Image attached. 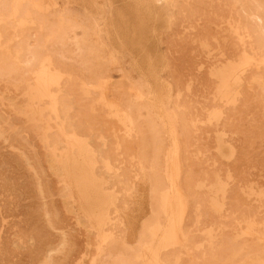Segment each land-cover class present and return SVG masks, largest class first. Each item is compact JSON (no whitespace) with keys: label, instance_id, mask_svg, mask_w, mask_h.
Returning <instances> with one entry per match:
<instances>
[{"label":"rangeland","instance_id":"374dc122","mask_svg":"<svg viewBox=\"0 0 264 264\" xmlns=\"http://www.w3.org/2000/svg\"><path fill=\"white\" fill-rule=\"evenodd\" d=\"M248 1L0 0V264H264Z\"/></svg>","mask_w":264,"mask_h":264},{"label":"bare ground","instance_id":"6f19581e","mask_svg":"<svg viewBox=\"0 0 264 264\" xmlns=\"http://www.w3.org/2000/svg\"><path fill=\"white\" fill-rule=\"evenodd\" d=\"M19 1H20V0H19ZM31 1H32V0H31ZM164 1H165V0H164ZM239 1H240V0H239ZM235 2H236V1H235ZM241 2H242V1H241ZM241 2H240V3H241ZM248 2H249V1H248ZM251 2H252V3H251ZM20 3H21V2H20ZM20 3H19V4H20ZM249 3H251V4H248V6H249V5H251V6H250L249 8L246 7L247 9H246V8H245V9L243 8V10H244V13H246L248 16L253 17V18H251V21H252V23H254V24H253L254 26H252V28L250 29V25H249L250 23H249V24H248V25H249V29H248V31H247V28H246V31H245V32L248 33V35H249V34L252 35L251 32L254 34L255 32L261 31L260 34H261L262 36L259 35V33H258V34L255 33L254 35H256L257 37H262V39H263L262 43H263V42H264V37H263V36H264V0H253V1L250 0ZM1 4H2V2L0 3V5H1ZM241 4H242V3H241ZM241 4H240V5H241ZM34 5H35V4H34ZM54 5H55V3H54ZM238 5H239V4H238ZM242 5H244V4H242ZM23 6H24V5H23ZM23 6L20 7V8H18V6H17V7H15V8H16V9L18 8L17 10H19V9H21V8L23 9ZM3 7H4V6H3ZM38 7H39V6H38ZM238 7H239V6H238ZM0 8H1V7H0ZM5 8H6V7H5ZM5 8H4V10H5ZM239 8H240V7H239ZM13 9H14V8H13ZM24 9H25V8H24ZM37 9H38V8H37ZM2 10H3V8H1V11H2ZM19 11H20V10H19ZM23 11H24V10H23ZM241 11H242V10H241ZM17 12H18V11H17ZM20 12H21V11H20ZM24 12L26 13V10H25ZM242 12H243V11H242ZM5 13H7V12L5 11ZM18 13H19V12H18ZM18 13H17V14H18ZM21 13L24 14L23 12H21ZM21 13H20V14H21ZM240 13H241V12H240ZM81 14H82V13H81ZM241 14H242V13H241ZM3 15H4V11H3ZM32 15H33V13H32ZM71 15H73V14H71ZM75 15H76V14H75ZM78 15H79V14H78ZM242 15H243V14H242ZM247 15H245V16H247ZM251 15H252V16H251ZM1 16H2V15H1ZM6 16H7V15H6ZM56 16H57V15H56ZM66 16H67V15H66ZM69 16H70V15H69ZM254 16H255V17H254ZM18 17H20V16H18ZM18 17H17V18H18ZM64 17H65V16H64ZM78 17H79V16H78ZM78 17H77V18H78ZM65 18H66V17H65ZM65 18H63V19L65 20ZM71 18H72V17H71ZM247 18H249V17H247ZM59 19H60V18H59ZM63 19H62V20H63ZM245 19H246V18H245ZM37 20H38V19H37ZM37 20H35V21H37ZM41 20H42V19H41ZM43 20H44V19H43ZM43 20H42V21H43ZM45 20H46V19H45ZM80 20H81V19H80ZM19 21H20V20H19ZM38 21L40 22V20H38ZM246 21H248V20H246ZM60 22H61V20H60ZM68 22H71V21L69 20ZM75 22H76V21H75ZM78 22H79V21H78ZM80 22H81V21H80ZM83 22H84V21H83ZM85 22H86V21H85ZM85 22H84L83 25H85ZM238 22H239V20H238ZM37 23H38V22H37ZM44 23H46V22H43V23H40V24H44ZM62 23H63V22H62ZM65 23H67V21H66ZM73 23H74V22H73ZM243 23H244V22H243ZM6 24H7V23H6ZM35 24H36V23H35ZM38 24H39V23H38ZM86 24H87V23H86ZM9 25H10V24H9ZM9 25H8V26H9ZM46 25H47V24H46ZM64 25H65V24H64ZM64 25H63V26H64ZM81 25H82V24H81ZM83 25H82V26H83ZM241 25H242V24H240L239 29L242 28ZM244 25H245V24H243V26H244ZM246 25H247V24H246ZM3 26H4V25H3ZM3 26H2V27H3ZM38 26H39V25H38ZM87 26H88V25L84 26L85 29L87 28ZM4 27H5V26H4ZM46 27H47V26H46ZM46 27H44V28H46ZM68 27H69V26H68ZM247 27H248V26H247ZM9 28H10V27H9ZM36 28H38V27L36 26ZM44 28H43V29H44ZM4 29H5V28H4ZM73 29H74V27H73ZM11 30H12V29H11ZM45 30H48V29L46 28ZM45 30H43V31H45ZM234 30H235V29H234ZM240 30H241V29H240ZM240 30H239V31H240ZM235 31H236V30H235ZM40 32H41V31H40ZM40 32H39V33H40ZM83 32H84V30H83ZM236 32H237V31H236ZM242 32H243V28H242ZM242 32H240L239 34L241 35ZM8 33H9V32H7V35H8ZM42 33H43V32H42ZM42 33H41V34H42ZM1 34H2V33H0V35H1ZM46 34H47V33H46ZM50 34H51V33H50ZM57 34H58V33H57ZM48 35H49V33H48ZM236 35H237V34H236ZM44 36H45V34H44ZM60 36H61V35H60ZM5 37H6V35H5ZM5 37H4V38H5ZM46 37H47V36H46ZM48 37H49V36H48ZM62 37H63V36H62ZM241 37H242V35H241ZM241 37H240V38H241ZM245 37H246V36H245ZM253 37L255 38V36H253ZM253 37L251 36L252 39H253ZM7 38H8V37H7ZM51 38H52V37H51ZM53 38H54V36H53ZM57 39L60 40L59 36H58ZM252 39H251V41H252ZM256 39H257V38H256ZM259 39H260V38H259ZM259 39H258V40H259ZM3 40H4V39H3ZM61 40H62V39H61ZM61 40H60V42H61ZM242 40H243V39H242ZM254 40H255V39H253V42H252L253 44L255 43ZM258 40H256V43H255V44H257V41H258ZM48 41H50V40H48ZM249 41H250V40H249ZM260 41H261V40H260ZM0 42H1V41H0ZM62 42H63V41H62ZM60 44L64 45L63 43H60ZM260 44H261V42H260ZM263 45H264V43H263ZM41 46H43V45H41ZM58 46H59V45H58ZM2 47H3V46H2ZM2 47H1V48H2ZM63 47H64V46H63ZM261 47H262V46H261ZM5 48H6V47H5ZM22 48H23V47H22V45H21V49H22ZM38 48H39V50H40V45L38 46ZM42 48H43V47H42ZM42 48H41V49H42ZM7 49H8V47H7ZM7 49H6V52L9 50V49H8V50H7ZM19 49H20V48H19ZM21 49H20V50H21ZM257 49H258V48H257ZM260 49H261V48H260ZM23 50H25V49L23 48ZM37 51H38V50H37ZM37 51H35V52H37ZM46 51H47V50H46ZM251 51H252V50H251ZM18 52H19V51H18ZM25 52L27 53V51H25ZM25 52H24V53H25ZM38 52H39V51H38ZM8 53L10 54V52H8ZM26 53H25V54H26ZM28 53H29V51H28ZM28 53H27V54H28ZM54 53H55V52H54ZM2 54H3V53H2ZM25 54H24V55H25ZM30 54H31V52H30ZM32 54H33V53H32ZM37 54H38V53H37ZM40 54H41V52H40ZM43 54H44V52H43ZM57 54H58V52H57ZM263 54H264V53H263ZM35 55H36V54H35ZM35 55H33V56H35ZM44 55H45V54H44ZM2 56H3V55H2ZM17 56H18V55H17ZM17 56H16V58H17ZM25 56H26V55H25ZM25 56L22 57V58L24 59ZM38 56H40V55H37V57H38ZM51 56H52V55H51ZM53 56L56 57V53H55V55L53 54ZM61 56H62V55H61ZM63 56H65V55H63ZM63 56H62V57H63ZM254 56H255V55H254ZM6 57H8V56H6ZM19 57L21 58V56H19ZM57 57H58V56H57ZM59 57H60V55H59ZM59 57H58V58H59ZM4 58H5V57H4ZM31 58H32V57H31ZM34 58H35V57H34ZM34 58H32V59H34ZM39 58H40V57H39ZM48 58H50V57H48ZM53 58H54V57H53ZM5 59H6V58H5ZM5 59H1V60H5ZM14 59H15V58H14ZM35 59H37V58H35ZM35 59H34L33 61H36ZM7 60H8V59H7ZM9 60H10V59H9ZM29 60H30V59H29ZM29 60H28V61H29ZM16 61H17V59H16ZM25 61H27V60H25ZM31 61H32V60H31ZM31 61H30V62H31ZM37 61H38V59H37ZM50 61H51V60H50ZM50 61H49V62H50ZM56 61H58V60H56ZM1 62H2V61H1ZM5 62H6V61H5ZM7 62H8V61H7ZM18 62H19V61H18ZM30 62H29V63H30ZM40 62H41V61H40ZM82 62H85V61H82ZM82 62H81V63H82ZM2 63H3V62H2ZM20 63H21V62H20ZM27 63H28V62H27ZM27 63H26V64H27ZM0 64H1V63H0ZM4 64L7 65L6 63H4ZM8 64H9V62H8ZM33 64H35V63L33 62ZM33 64H32V65H33ZM47 64H48V62H47ZM42 65H44V64H42ZM45 65H46V64H45ZM52 65H53V64H52ZM57 65H58V64H57ZM57 65H56V67H57ZM62 65H63V64H62ZM82 65H83V64H82ZM29 66H30V64H29ZM58 66H59V65H58ZM60 66H61V65H60ZM60 66H59V67H60ZM6 67H7V66H6ZM37 67H38V66H37ZM39 67H40V66H39ZM54 67H55V65H54ZM56 67H55V69H56ZM61 67H62V66H61ZM47 68H48V67H47ZM36 69H38V68H36ZM36 69H35V70H36ZM50 69H51V68H50ZM61 69H62V68H61ZM0 70H2V68H1ZM6 70H7V69H6ZM62 71H64V69H63ZM0 72H1V71H0ZM33 72H34V71H33ZM34 73H35V72H34ZM47 73H48V72H47ZM64 73H65V72H64ZM30 74H31V73H30ZM99 75H100V74H99ZM99 75H98V76H99ZM102 76H103V75H102ZM53 77H54V76H53ZM60 77H61V76H60ZM64 77H65V76H64ZM99 77H100V76H99ZM105 78H106V77H105ZM61 79H62V78H61ZM61 79H60V80H61ZM97 79H98V78H96V80H97ZM44 80H45V79H44ZM49 80H51V79H49ZM58 80H59V79H58ZM58 80H57V81H58ZM128 80H129V79H128ZM42 81H43V80H42ZM47 81H48V80H47ZM44 83H45V82H44ZM94 83H95V82H94ZM90 84H92V83H90ZM108 84H109V83H108ZM108 84H107V85H108ZM110 84H111V83H110ZM133 84H134V83H133ZM56 85H57V84H56ZM60 85H61V84H60ZM85 86H86V83H85ZM92 86H94V85H92ZM102 86H103V84H102ZM113 86H115L114 83H113ZM125 86H126V85H125ZM125 86H124V87H125ZM127 86H128V85H127ZM108 87H109V85H108ZM110 87H111V86H110ZM115 87H116V86H115ZM106 88H107V86H106ZM116 88H117V87H116ZM136 88H137V87H136ZM46 89H47V88H46ZM50 89H51V87H50ZM93 89H94V87H93ZM97 89H98V87H97ZM117 89H118V88H117ZM125 89H126V88H125ZM129 89H130V88H129ZM110 90H111V89H109V90L107 89V91H110ZM112 90H113V89H112ZM120 90H121V89H120ZM130 90H131V89H130ZM139 90L141 91V89H139ZM66 92H67V91H66ZM98 92H102V91H98ZM112 92H113V94H115V95L117 94V93H116V92H117L116 90H115V92H114V90H113ZM119 92H120V91H119ZM132 92H133V91H132ZM104 93H105V92H104ZM110 93H111V92H110ZM49 94H50V93H49ZM54 94H55V93H54ZM105 94H106V93H105ZM113 94H112V95L110 94V97H111V96H114ZM120 94H123V95H124V93H120ZM128 94H129V92H128ZM135 94H136V93H135ZM52 95H53V94H52ZM108 95H109V93L107 94V96H108ZM139 95H140V94H139ZM53 96H55V95H53ZM119 96H121V95H119ZM128 96H129V95H128ZM128 96L125 95V99H126V97H128ZM140 96H141V95H140ZM57 97H58V96H57ZM131 97H133V96L131 95ZM53 98H55V97H53ZM53 98H51V99H53ZM103 98H104V97H103ZM108 98H109V96H108ZM113 98H114V100H113ZM113 98L111 97V99L113 100V103H114L115 105H117V106H119V107L122 106V108H124V109L130 111L131 120L133 121V122H132V123H133L132 126H133V129L135 130L136 128H134V126H135L137 123L139 124V122H140L139 120H142V119L139 118L140 116L138 115V114H141V113H140L141 111H140V109H139L141 106L138 108L139 111H140V112L138 113V112H137V109H136V106H134V105H137V104H136L134 101H133V103H135L134 105H132V106H127V104H126L127 102L125 103V101H126L127 99H126V100H125V99H124V100H123V99H120V97H118V95L116 96V98H115V96H114ZM123 98H124V97H123ZM58 99H59V98H58ZM105 99H106V97H105ZM103 100H104V99H103ZM109 100H110V98H109ZM128 100H129V99H128ZM131 100H133V99H130V102H129V103L132 102ZM106 101H107V100H106ZM99 102H100V101H99ZM106 103H107V102H106ZM111 103H112V101H111ZM137 103H138V102H137ZM131 104H132V103H131ZM141 104H142V103H141ZM56 105H57V104H56ZM115 105H114V106H115ZM54 106H55V105H54ZM143 107H144V106H142L141 109H143ZM145 107H146V106H145ZM58 108H59V106H58ZM105 109H106V108H105ZM167 109H169V108H167ZM58 110H60V109H58ZM119 110H120V109H119ZM121 110H122V109H121ZM172 110H173V109H172ZM107 111H108V110H107ZM122 111H123V110H122ZM60 112H61V110H60ZM63 112H64V111H63ZM63 112H62V113H63ZM112 112H113V111H112ZM168 113H169V112H168ZM60 114H61V113H60ZM61 115H62V114H61ZM119 116H120V115H119ZM143 117H144V116H143ZM175 117H176V116H175ZM141 118H142V116H141ZM66 120H67V119H66ZM147 120L149 121V119H147ZM149 122H150V121H149ZM140 123H141V122H140ZM65 124H66V122H65ZM150 124H151V123H150ZM150 124H149V125H150ZM58 125H59V124H58ZM146 125H147V124H146ZM68 126H69V125H68ZM68 126H67V127H68ZM127 126H128V124H127ZM147 126H148V125H147ZM176 126H177V125H176ZM59 127H60V126H59ZM145 127H146V126H145ZM148 127H149V126H148ZM148 127H147V128H148ZM128 128H129V126H128ZM141 128H142V127H141ZM141 128H140V129H141ZM133 129H132V131H133ZM145 129H146V128H145ZM149 129H150V128H149ZM149 129H147V131H149ZM65 130H66V129H65ZM72 131H73V129H72ZM132 131H131V132H132ZM136 131H137V130H136ZM137 132H138V131H137ZM137 132H136V133H137ZM149 132H150V131H149ZM149 132H148V133H149ZM136 133H135V134H136ZM128 134H129V133H128ZM128 134H127V135H128ZM131 134H133V133H131ZM131 134H130V136H131ZM133 135H134V134H133ZM151 141H152V140H146V141H145V146H144V149H143V151H142L143 156H147V158L150 156V155H149V150H150L151 145H152ZM153 143H154V142H153ZM152 148H153V147H152ZM154 151H155V150H154ZM152 156H153V155H152ZM150 160H151V159H149V161H150ZM148 166H149V167L152 166V165L150 164V162L148 163ZM153 167H154V166H153ZM157 167H158V166H157ZM151 169H153V168H151ZM156 170H157V169H156ZM159 170H160V169H159ZM159 170H158V171H159ZM152 171H153V170H152ZM152 171H151V172H152ZM159 172H160V171H159ZM155 173H156V172H155ZM147 174H148V173H147ZM155 176H156V175H155ZM156 182H157V181H156ZM158 186H159V185H158ZM162 186H163V185H162ZM178 186H179V185H178ZM157 188H158V187H157ZM162 189H163V188H162ZM164 189H166V188H164ZM157 190H158V189H157ZM157 190H156V191H157ZM163 191H164V190H163ZM159 192H160V191H159ZM181 192H182V191H181ZM183 192H184V191H183ZM186 196H187V195H186ZM156 197H157V196H156ZM156 199H157V198H156ZM157 201H158V200H157ZM186 207H187V206H186ZM182 210H183V209H182ZM186 213H187V212H186ZM182 214H184V213H182ZM184 215H185V214H184ZM161 216H162V214H161ZM163 219H164V218H163ZM184 219H185V218H184ZM164 220H165V219H164ZM183 221H184V220H183ZM183 225H184V224H183ZM159 227H160V226H159ZM185 232H187V231H185ZM112 235H113V234H112ZM184 235H185V234H184ZM114 237H115V236H114ZM144 238H145V237H144ZM147 239H148V238H147ZM116 240H117V239H116ZM144 240H146V239H144ZM148 240H149V239H148ZM112 241H113V240H112ZM144 242H145V241H144ZM113 243H114V242H113ZM113 243H112V244H109V246H108V250H109V252H112V253H113V250H114L115 248H117L116 245L113 244ZM145 243H146V242H145ZM141 244H142V243H141ZM143 244H144V243H143ZM138 247H140V245H139ZM141 247H142V246H141ZM141 247H140V248H141ZM130 248H132V247H130ZM115 250H116V249H115ZM115 252H116V251H115ZM115 252H114V253H115ZM112 253H109L108 255H112ZM114 253H113V254H114ZM116 253H117V252H116ZM137 253H138V252H137ZM138 257H139V256H138ZM162 259H163V260H164V259L167 260V258H162ZM163 260H162V261H163ZM169 261H170V260L168 259V260H167V262H168L167 264L170 263ZM165 264H166V263H165Z\"/></svg>","mask_w":264,"mask_h":264}]
</instances>
